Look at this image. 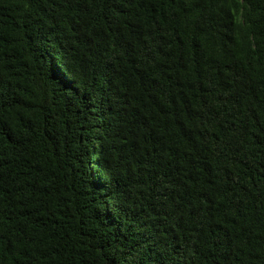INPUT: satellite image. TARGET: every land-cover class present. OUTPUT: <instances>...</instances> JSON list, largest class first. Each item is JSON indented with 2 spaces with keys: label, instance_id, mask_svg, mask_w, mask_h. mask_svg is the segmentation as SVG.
<instances>
[{
  "label": "trees",
  "instance_id": "trees-1",
  "mask_svg": "<svg viewBox=\"0 0 264 264\" xmlns=\"http://www.w3.org/2000/svg\"><path fill=\"white\" fill-rule=\"evenodd\" d=\"M0 264H264V0H0Z\"/></svg>",
  "mask_w": 264,
  "mask_h": 264
}]
</instances>
